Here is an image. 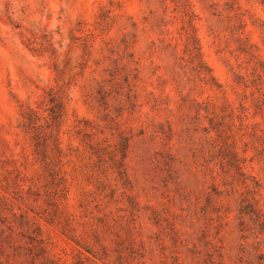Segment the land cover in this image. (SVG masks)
I'll list each match as a JSON object with an SVG mask.
<instances>
[{
	"label": "rangeland",
	"instance_id": "374dc122",
	"mask_svg": "<svg viewBox=\"0 0 264 264\" xmlns=\"http://www.w3.org/2000/svg\"><path fill=\"white\" fill-rule=\"evenodd\" d=\"M263 1L0 0V264H264Z\"/></svg>",
	"mask_w": 264,
	"mask_h": 264
},
{
	"label": "trees",
	"instance_id": "16d2710c",
	"mask_svg": "<svg viewBox=\"0 0 264 264\" xmlns=\"http://www.w3.org/2000/svg\"><path fill=\"white\" fill-rule=\"evenodd\" d=\"M263 3H264V1H263ZM186 47L188 48V51L190 52L192 62L196 64V68H197V71L199 72V74L204 75V77L206 75V72H208L210 74L211 70L202 61V57H201L202 55L200 53L198 39L196 38V36L194 34H190L188 36V42H187ZM212 79H214V78L212 77ZM50 96H51V99H50L51 103H54V99L56 98V103L51 108V112L53 114L52 115L53 125L57 126V128H58L61 125V119L64 115L65 105H64V102L62 100V97H58L57 93H56V95L54 93H52ZM33 124H34V120H33L32 114H29L28 115L27 129L28 128L31 129L30 126ZM33 127L34 126H32V128ZM37 136H39V135L36 134L35 137L38 138ZM39 140H37L38 148L41 147ZM59 144H60L59 139L56 137L55 146L57 147V149L59 148ZM46 151H47L46 149H43L42 152L46 153ZM246 207L252 208V205L248 204ZM246 209H242L241 214H252L253 216H255V221L260 222V225L262 226V229H263L264 228V222H262L260 214L256 210H251L250 212H247Z\"/></svg>",
	"mask_w": 264,
	"mask_h": 264
}]
</instances>
